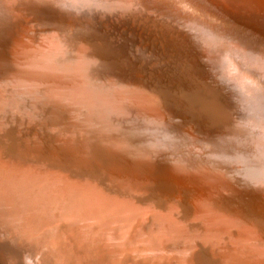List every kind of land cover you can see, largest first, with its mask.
<instances>
[{
	"label": "bare ground",
	"instance_id": "1",
	"mask_svg": "<svg viewBox=\"0 0 264 264\" xmlns=\"http://www.w3.org/2000/svg\"><path fill=\"white\" fill-rule=\"evenodd\" d=\"M258 7L0 0V264H264Z\"/></svg>",
	"mask_w": 264,
	"mask_h": 264
},
{
	"label": "water",
	"instance_id": "2",
	"mask_svg": "<svg viewBox=\"0 0 264 264\" xmlns=\"http://www.w3.org/2000/svg\"><path fill=\"white\" fill-rule=\"evenodd\" d=\"M257 3H259V7L257 9L258 14L261 15L262 20H264V0H255ZM261 3V5H260ZM70 179V177H69Z\"/></svg>",
	"mask_w": 264,
	"mask_h": 264
},
{
	"label": "rangeland",
	"instance_id": "3",
	"mask_svg": "<svg viewBox=\"0 0 264 264\" xmlns=\"http://www.w3.org/2000/svg\"><path fill=\"white\" fill-rule=\"evenodd\" d=\"M200 131V134L202 135V133H203V135L205 134V132L207 131L204 127H200L199 129H197V132H199ZM202 132V133H201ZM206 136V135H205Z\"/></svg>",
	"mask_w": 264,
	"mask_h": 264
}]
</instances>
